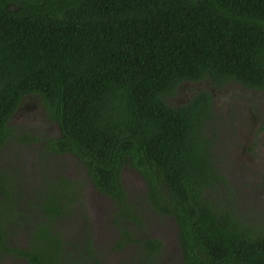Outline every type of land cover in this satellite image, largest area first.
Segmentation results:
<instances>
[{
    "label": "trees",
    "instance_id": "16d2710c",
    "mask_svg": "<svg viewBox=\"0 0 264 264\" xmlns=\"http://www.w3.org/2000/svg\"><path fill=\"white\" fill-rule=\"evenodd\" d=\"M197 81L264 90V0H0V264L123 250L117 264H264V218L241 211L216 166ZM30 99L55 131L8 123ZM86 183L112 202L104 226ZM166 219L175 256L153 233Z\"/></svg>",
    "mask_w": 264,
    "mask_h": 264
},
{
    "label": "rangeland",
    "instance_id": "374dc122",
    "mask_svg": "<svg viewBox=\"0 0 264 264\" xmlns=\"http://www.w3.org/2000/svg\"><path fill=\"white\" fill-rule=\"evenodd\" d=\"M203 84L204 82H201V85ZM243 90L244 88H242L241 84L229 83L226 89L221 90V91H225L224 93L221 91H218L217 95L214 96V102L221 101L224 103H228V105H226L227 108H230L231 104L233 102L234 103L237 102L238 100L243 101V102L248 101V103H250L252 99H255V100L260 99L261 102L264 103V92L263 91L262 92L251 91L249 93V92H245L247 90L245 91ZM220 94L223 96V98L219 97ZM182 95H184L183 98H185L188 95L186 90L181 91V96ZM34 102L35 100L30 99L28 100L27 103L29 105H32L35 108ZM19 115L22 116L21 114ZM27 116H29L30 120H24V119L20 120L21 117L17 116V119L14 120V124H17V125L24 124L25 126L32 125L37 128H44L45 130H48L49 132L55 131V128L51 123L50 124L46 123L47 119L45 118L44 110L41 105L37 104L36 110H32ZM213 124L215 123L213 122ZM212 126L216 127L215 125H212ZM223 138H227V135L224 132L221 134V137H218L216 139V142H215L214 151L218 154L216 166L219 169H221V171L225 174V176L230 181V185L234 190V196H236L237 198V206L241 209V211L244 212V210L248 208L255 217L257 216L260 218H264V184L259 179H257L255 175V172L258 174V171L261 169L260 165L264 163V158L261 157L262 155H264L263 143L260 144L262 147H259V152H261L260 153L261 156L255 153L252 157H250L246 154V152L244 153L241 152V148H236V147L230 148L228 144L225 145L226 144L225 142L220 141ZM37 144L39 143L37 142ZM5 147H9V146L5 145L4 148ZM10 151H11V148L9 147L8 152ZM19 151L21 150H18L17 152L19 153ZM248 165H250L249 171H246V167ZM70 171L73 172V169H70ZM127 171L128 170L124 171V179H123L124 184L126 187L130 189L131 192L134 191L135 195L136 194L139 195L140 190L135 185V178L132 174L128 173ZM82 191H83L84 196L88 197L87 201H89L90 199L92 203H94L95 206H98L100 204L99 203L100 199L98 198L99 194L96 192L94 188L91 187V185H89V183L88 184L86 183L85 188H82ZM109 206L110 205H108L107 208H109ZM98 213L101 214V209L95 210V216ZM109 213H110V210L108 213L107 211H104L103 213L104 216L102 217L103 219L97 221L98 225L104 226L107 223V221L105 220L109 218ZM154 232L157 233V235L159 236L167 237L168 238L167 241H169V243L167 244L170 245V249L174 248L175 230L173 227V223L169 219H166L160 222V225L156 226V229L154 230ZM107 233L109 234L108 231ZM18 240H19V237L17 241ZM105 240L106 238L104 240H101V242H104ZM170 254H172L173 256L176 255V253H173L172 250H170ZM104 256L103 258L105 259V261L110 262V264L116 263L115 261L116 256H113L107 252H104ZM7 264H21V261L18 260L17 258L16 259L10 258Z\"/></svg>",
    "mask_w": 264,
    "mask_h": 264
},
{
    "label": "flooded vegetation",
    "instance_id": "af4514ba",
    "mask_svg": "<svg viewBox=\"0 0 264 264\" xmlns=\"http://www.w3.org/2000/svg\"><path fill=\"white\" fill-rule=\"evenodd\" d=\"M201 82L203 81H197V82H186L187 86H193V87H197V89H199L202 86H206L210 89L211 92V97H212V106L213 109L215 110V116L216 119L215 121H213L216 125V127L218 128V137H221V134L224 132L227 135V138H223L220 141L225 142V145H229V147H236V148H241V152H246V154L250 157H252L255 153L258 154L259 156H261V152H259V147H262L260 144L263 143L264 145V103L261 102L260 99H252L250 101V103H248V101H237V102H233L230 106V108H227L226 105H228V103H224L221 101H215L214 102V96L217 95L218 91H221L223 89H226L227 85L218 88L215 86L210 87L208 84H203L201 85ZM200 83V85H199ZM239 84V83H238ZM242 88H244L243 91L245 92H264V90H256V89H252V88H248V87H244L242 86ZM184 91V90H183ZM216 91V92H215ZM186 92L188 93V95L183 98L184 95L178 96L174 98V101L179 102L182 101L184 99H188V97H190L191 93L189 92L188 88L186 89ZM221 92H225V91H221ZM220 98H223V96L220 94L219 95ZM35 100V108L32 105H29L26 101H22L16 108V111L12 114V116L9 118V124L14 123V120L17 119V116L21 117L20 120L24 119V120H30L29 116H27L32 110H36V105H37V100ZM231 103V102H230ZM19 114H21L22 116H20ZM26 116V117H24ZM261 140V141H260ZM5 146V145H4ZM4 146L2 148H4ZM4 150V149H3ZM20 154L23 157H27V158H33L34 157V153L31 149L25 148L23 151L20 152ZM2 150L0 151V156H2ZM248 157V158H250ZM261 157L264 158V155H262ZM246 165V164H245ZM261 169L258 171V174L255 172L256 178L259 179L263 184H264V163H262L261 165ZM249 167L250 165H248L246 167V171H249ZM245 171V172H246ZM128 173L132 174L135 178V185L138 187V189L140 190V193H143V187L145 186L144 184V180L143 178L140 176V174L132 169H128L127 171ZM248 174V173H247ZM89 185H91L92 188H94V186L90 183ZM125 185V184H124ZM95 189V188H94ZM96 190V189H95ZM127 190H130L127 187ZM136 190V189H134ZM96 192L99 194V199H100V204L98 206H95L94 203H92V201L90 200V206L88 207V209L91 210V215L92 217L96 220L99 221L101 219H103L102 217L104 216V211H107V213L113 210V208H107L108 205L112 204L110 198H108L107 196L101 194L100 192H98L96 190ZM87 197V196H85ZM88 198V197H87ZM94 205V206H93ZM100 210L101 209V214H97L95 216V210ZM98 218V219H97ZM105 218V217H104ZM171 222L174 224V230H175V239H174V248L170 249V245L168 244L167 247L168 249L172 250V252H175L176 250L178 251V244L176 242L177 239V228L175 226L174 221L171 219ZM155 235H157V233L153 232ZM159 236V235H158ZM161 238V240L164 243H169V241H167V237L165 236H159ZM123 254H125L124 250L121 251ZM121 252L119 251H112L110 254L113 256H116V263L118 262V259H120L121 256ZM16 259V258H13ZM18 260L21 261L22 264V260L20 258H17ZM105 264H110V262L106 261Z\"/></svg>",
    "mask_w": 264,
    "mask_h": 264
}]
</instances>
